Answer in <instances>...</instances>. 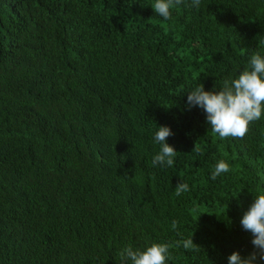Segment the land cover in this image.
Returning <instances> with one entry per match:
<instances>
[{"label": "trees", "instance_id": "16d2710c", "mask_svg": "<svg viewBox=\"0 0 264 264\" xmlns=\"http://www.w3.org/2000/svg\"><path fill=\"white\" fill-rule=\"evenodd\" d=\"M154 2L0 0V264H121L191 237L166 264L254 251L240 220L264 194V118L221 140L187 94L264 56V0H186L167 21ZM159 126L172 167L151 163Z\"/></svg>", "mask_w": 264, "mask_h": 264}, {"label": "clouds", "instance_id": "9594fccd", "mask_svg": "<svg viewBox=\"0 0 264 264\" xmlns=\"http://www.w3.org/2000/svg\"><path fill=\"white\" fill-rule=\"evenodd\" d=\"M185 3L186 0H155L151 7L156 15L167 21L171 19L172 9ZM200 3L201 0H191L189 6L199 8ZM187 104L189 110L192 107L203 110L206 123L221 140L229 137L244 138L250 125L264 118V56L254 52L248 60V66L237 76L225 79L222 88L218 90L205 91L204 85L200 84L187 94ZM172 135L174 133L168 126H159L155 132L153 139L160 147L152 158L153 167L174 165L177 151L166 142ZM193 151L200 152L197 142ZM229 170L228 163L220 160L215 164L210 179L216 180ZM189 190V185L182 182L177 184L174 191L176 196H180ZM240 224L253 237L251 244L254 251L247 257H242L238 251L233 252L227 258L228 264H261L264 262V194L254 197ZM177 227L178 222L173 220L172 230H177ZM180 246L186 251H198L200 248L194 244L192 237L175 244L153 243L143 250L129 245L121 251L120 261L121 264H166L170 248Z\"/></svg>", "mask_w": 264, "mask_h": 264}]
</instances>
